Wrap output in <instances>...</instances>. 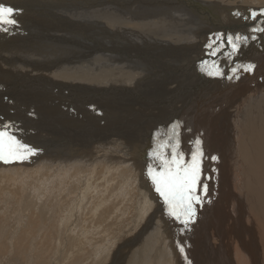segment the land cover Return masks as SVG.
Wrapping results in <instances>:
<instances>
[{"label": "rangeland", "instance_id": "rangeland-1", "mask_svg": "<svg viewBox=\"0 0 264 264\" xmlns=\"http://www.w3.org/2000/svg\"><path fill=\"white\" fill-rule=\"evenodd\" d=\"M162 1L48 0L32 8L30 0H0V3L17 9V24L0 26V120H6L0 121V128L12 124L9 131L37 150L35 155L23 162L10 165L0 162V264H140L137 253L143 248L141 239L154 241V238L150 240L149 234L139 235L150 210L144 206H151L154 210L163 204V199L156 194L147 175L149 167L161 170L159 161L153 155L148 156L154 152L152 143L158 130L156 125H152L156 130H150L143 121L148 120L155 110L154 115L166 124L170 108L176 110L181 104L190 103L192 94L202 81L216 77L213 80L218 81L217 87L204 89L210 97L208 106L214 105L211 99L214 92H226L240 73H252L257 69L260 62L257 52L262 47L258 32L262 31H252L249 27L252 23L256 29L264 27V18L257 19L242 10L254 9L250 6L251 0H222L228 3L227 7L223 6L225 8L214 14H211V3H218V0H173L172 15L174 27L177 28L170 30L168 27L169 36H161L163 24L158 18L144 19L142 12L150 10V13H155V7H160ZM255 1L263 3L259 9L264 8V0ZM195 6L200 7L202 14L192 10ZM261 11L256 14H261ZM190 12L192 14L188 17ZM237 12L240 14L236 15ZM95 18L102 19L101 25L93 23ZM121 19L131 21L126 27L128 32L120 31L117 26ZM106 27H115L117 31L109 35ZM219 34L224 36L226 44L217 53V58L210 55L212 49L208 45L212 44L215 48L220 42ZM237 35L248 39L242 42L243 45L239 42L240 46L234 53L226 38ZM115 37H119V40ZM113 39L118 42H113ZM175 39L177 43L166 46L165 42ZM142 55H149L152 64L141 58ZM215 61L223 75H209V72L217 71L212 66ZM250 64L255 66L253 70L245 71V66ZM188 66L187 71L185 68ZM170 70L175 74L166 73ZM22 72H31L32 78L39 83L29 82V79L18 75ZM127 72L134 75L141 72L143 77L129 78ZM52 75L59 79H52ZM224 75L226 77L221 78ZM47 76L54 81H62L56 83L61 87L55 85L56 88H52L49 85L44 88L47 84L44 78ZM103 80L119 86L112 91L111 87L101 84ZM251 84L246 86L251 89L240 96L246 106L240 107L238 104L236 107L232 104L228 110H243L245 115L247 111L244 110L251 109L252 96L255 102L248 118L252 119L251 126L255 123L254 126H259L256 137L264 140V126L253 120L259 119L260 111L264 110V75L257 74L255 82ZM176 85L180 88L175 90ZM174 91L178 94L172 97ZM137 92L145 96L144 103L129 102V94ZM120 98L126 100L124 105ZM176 104L178 106L174 107ZM3 110L4 113H1ZM171 118L170 121H173ZM216 126L218 129L230 126L231 130L236 131V136L242 130L224 120H219ZM117 127L121 131L127 129L126 138L121 137L118 144L109 147V140L100 141V138L119 137L118 133L113 136L107 134ZM246 127L250 129V125ZM235 131H232L233 135ZM96 132L101 133L99 139H96ZM141 132L145 135L150 133L148 144L152 145L139 141ZM247 139L251 140L249 137ZM80 140L89 144L88 148H81V153L91 160L98 155L105 157L104 160L91 166L81 165L79 161L85 160L82 157L86 156L76 151V143ZM144 159L147 160L146 165ZM132 169L135 174H132ZM131 174L133 178L130 180L134 179L137 184L128 179L130 183L127 185L128 180L124 177L129 178ZM250 175L245 176L243 183ZM105 177L109 179L108 191L95 196L94 188ZM263 185L264 178L260 177L256 187ZM91 201L101 205L98 212L90 206ZM167 233L168 230L163 234ZM178 238L173 229L165 236L163 244L169 242L159 249L166 247L167 253L168 250L170 252V242L178 243ZM152 256L145 257V264H166V259L170 260L164 256L166 259L160 258L163 262L152 261Z\"/></svg>", "mask_w": 264, "mask_h": 264}, {"label": "bare ground", "instance_id": "bare-ground-1", "mask_svg": "<svg viewBox=\"0 0 264 264\" xmlns=\"http://www.w3.org/2000/svg\"><path fill=\"white\" fill-rule=\"evenodd\" d=\"M45 1H48V0H30V3H31L32 8H33L34 5H37V4H39L41 2H45ZM211 4H212L211 8H210L211 14L216 13L218 10L225 8L228 5L227 2L222 1V0H218V3L215 2V3H211ZM173 5H175V2L173 0H163L161 2L160 7H155V9L157 10L155 13H150V10L142 12L144 19L150 20L151 18H158L159 21L161 22V24H163L162 32L159 34L161 36H165V37L169 36L170 32L168 31V27H170L169 28L170 30H175L177 28V27H174L175 26L174 14L172 15V6ZM262 5H263V3L260 1L251 0L250 6H253L254 9H251V10L242 9V10H244L247 14H252L253 11H255V10H256L255 13H257L259 10L264 11V8L259 9V6H262ZM223 6H225V7H223ZM250 6H249V8H251ZM39 10H42V9H39ZM192 10L193 11L197 10V11H199L200 14H202L200 7L198 8L197 6H195ZM263 11H261V13ZM33 12L34 11H32V13ZM45 12H47V11H45ZM57 12H59V11H57ZM53 13H55V12L53 11ZM132 13L134 15H136L135 11H133ZM199 13H198V15H199ZM36 14H38V13H36ZM59 14H63V13L59 12ZM191 14L192 13L190 12L188 17H190ZM260 15H264V14H260ZM36 16H38V15H36ZM61 19H62V17H61ZM95 19L96 20L93 23H95V25H97V24L101 25L102 22L100 20H102V19H100V18H95ZM191 19H192V17H191ZM60 21L61 20H59V22ZM119 22L120 23L117 26L120 27L119 28L120 31L126 30L128 32L126 27H127V25L131 24V21L126 20V19H121ZM102 26H103V24H102ZM102 26H100V27H102ZM149 27H150V25H149ZM114 28L108 29L106 27V29L109 30V33H108L109 35L113 34L114 31H117V30H115L116 28L115 29ZM118 32H119V30H118ZM258 33L260 35L258 38L261 40L260 43L262 44V47H260L259 52H257L260 54V55L258 54L260 62H259V64H257V69L252 73H249V72L248 73H240L237 81L233 82V84L231 85V88L228 89L226 92H218L217 91L216 94L214 92L213 95L211 96V99L213 100V102H215L214 105H212L211 107L208 106L210 97L205 93L204 89L205 88H216L218 85V81L213 80L216 77L209 78L208 80L202 81V83L197 87V89H195L194 93L192 94V100L190 103H185L183 105L181 104L182 106L180 105V107L176 108V110H171V108H170V111L168 110L169 114H168L167 119H166V121H167L166 124L162 123V121L160 119H158L157 116L154 115L155 110H154V112L152 111V113L149 115L148 120L143 121L146 124H148V128L150 130H152V131L156 130V129L158 130V132L155 133V134H157V136L151 133L152 135L155 136L153 138V143H152L155 147V148H153L154 151L157 148L158 142L166 140L168 138L167 134H169L174 127H177V125H178L177 131L179 133V138H180L179 150L184 153V160L186 162L190 163L192 153L197 150V147L200 148V150L203 152V157L201 160L202 171H201V178H200V187L198 188V195L202 196L203 199H202L201 203H199L195 206L196 207V215L187 227H185L184 225L180 224L178 221H175L174 219L170 218L167 215V210H166V206L164 205V203L162 204L161 207H158L154 210L152 209L151 206H144L146 209H150V210L147 213L148 218L144 222L143 229L140 230L139 235L142 236V235H148L149 234L148 237L150 238V240H153V238H154V241H153L154 243L153 242H146L143 239H141V242H143V248H142L141 252L137 253V255L139 256L138 260H139L140 264H145V257L147 255H151V254L153 255L152 261L161 260L163 262L162 259L165 258L164 256H166L167 258H170V260L169 259L167 260L165 258L166 261L164 263H166V264H264V185L260 188L256 187L257 180L260 177L264 178V140L257 138L258 137L257 132L259 133V131H260L258 128L259 126L258 127L254 126V125H256V123L252 124L253 126H251L252 119L248 118V116L250 115L249 113L251 112V109L253 108L255 100L253 99L252 96L250 97V99H251L250 103L252 101L253 102L249 106L251 108V109L249 108L250 110H244V112L247 111V113L245 112L246 116L244 115L243 110H228V109H231L232 104H233V106H236V105L238 106V104H239L240 107L241 106L245 107L246 103H243V100H242L243 97L240 99V96H243V94H246L251 89L250 87L247 88L246 86L255 82L257 74L260 75V73H261L262 75H264V32H258ZM123 35H124V33H123ZM114 36H116V35H114ZM219 36H220V34H219ZM115 38H117V37H115ZM125 38L127 39V37H125ZM258 38L256 37V39H258ZM117 39L119 40V37ZM126 39H125V41H126ZM115 41L116 40H114L113 42H115ZM117 42H115V43H117ZM177 42H178V40L175 39L174 41L165 42L167 45L166 44H164V45L169 46L168 44L177 43ZM159 43L161 44L163 42H159ZM118 44L120 45V43H118ZM241 44H242V42H241ZM226 46H228V45H226ZM243 47L244 46H242L240 48H243ZM61 49L62 48L60 47V50ZM124 49H123V52H124ZM229 52H231V51H229ZM250 52H251V50H250ZM148 56L149 55H142V57L141 56L140 57L145 59V61H147V60H149ZM218 56H217V58H218ZM250 56H251V54L248 57H250ZM133 57L135 58L136 56H133ZM113 59H115V58H113ZM216 61H215V63H216ZM221 61H222V59H221ZM243 62H245V61H243ZM149 63L152 64L150 62V60H149ZM231 63L233 64V61ZM190 64H191V62H190ZM228 64H229V62H228ZM239 64L240 63H238L237 65H239ZM1 65H2V63H1ZM220 65L221 64H219V66ZM222 65H224V64H222ZM14 67H16V66H14ZM189 68L190 67L188 66V68H185V70L187 69V71H188ZM172 69H173V67H172ZM178 69L180 70V68H178ZM209 69H211V68H209ZM236 70L238 71V68ZM166 73L170 74V75L175 74L173 70L167 71ZM185 73H186V71H185ZM126 74H128L126 76H128L129 78H135V77L136 78H142L143 77V75H140L141 72L138 74H135V75L131 74L129 72H127ZM18 75H20L21 77H25L26 79H29V82L31 81V82L39 83V81L32 78L33 75L31 74V72H22ZM228 75H229V73H228ZM0 76H1V74H0ZM47 77L48 78H46V77L44 78L45 82L47 83L44 85V88H46L49 85L52 86V88H56L55 85L59 86V84H56V83L62 82L60 80L54 81L56 78L59 79L57 76H53V75L50 76L52 79H54L56 77L54 80H52L49 76H47ZM223 77H226V75L222 76L221 78H223ZM26 79H24V80H26ZM227 79H229V78H227ZM235 79H236V77H235ZM63 83H64V81H63ZM18 84L20 85V83H18ZM101 84L103 86L111 87L112 91L114 89H117V87L119 86V85L114 86L112 84H107L104 80L101 82ZM1 85H2V82H1ZM253 85H255V84H253ZM59 87H61V86H59ZM14 88H16V87H14ZM178 88H180L179 85H176L175 90ZM109 90H110V88H109ZM118 90H120L124 93V90H122L121 88H118ZM9 92H10V90H9ZM9 92H8V95H9ZM93 92H95V91H93ZM106 93H104V94L106 95ZM167 93L165 94V96L167 95ZM95 94L97 95V92ZM101 94H103V93H101ZM177 94L178 93L176 91H174L172 97L177 95ZM96 95H95V97H96ZM161 95H162V90H161ZM34 96H36V95H34ZM26 97H28V96H26ZM9 98H11V97H9ZM18 98H20V96ZM33 98H36V97H33ZM128 98H129V102L130 103L132 102L133 104H135V103L141 104V103H144L143 100H146L145 96L142 94H139L138 92L129 94ZM148 98H149V96H148ZM248 98H246V99H248ZM259 98H260V96H259ZM13 99H15V98H13ZM120 99H121V102L123 103L122 105H124V102H126V100H124L123 98H120ZM250 99H248V100H250ZM8 100H11V99H8ZM20 101H21V99H20ZM39 103H41V102H39ZM33 104H35V103H33ZM175 106L177 107L178 105L176 104V105H174V107ZM155 107L157 108V106H155ZM141 110H142V108H141ZM160 110H158V111L160 112ZM166 112H167V110H166ZM1 113H4V110ZM6 113H8V111ZM241 114H243V115H241ZM8 115H11V114H8ZM161 115H162V113H161ZM3 116H5V114ZM220 116H221V118H219ZM7 117H9V116H7ZM171 117H174L173 118L174 120ZM170 118L173 121H170ZM262 118H264V110L260 111V118L259 119L255 118L253 120H254V122L259 121L261 123V124L260 123L259 124L263 127L264 126V122H263L264 120ZM219 120H224V122H226L230 125H235L237 127H240L242 130H239V132L236 136V131L231 130L230 126L220 127L218 129L216 126V123ZM0 121L3 122L6 120H0ZM10 122H12V121L10 120ZM157 122L160 125H158ZM248 123H250L249 124L250 129L246 127L249 125L245 126V124H248ZM137 124L139 126V123H137ZM152 125H156V129ZM141 128H142V126H141ZM137 129L140 130V127H138ZM126 130L121 131V129H119V127H117V129H115V130L113 129L112 131H110L107 134L113 136L114 133H118L119 137L114 136L116 138L113 137L112 139L111 138H109V139L100 138V141L109 140L110 144L108 145V147L110 145L112 146L113 144L116 145L120 142L121 137L126 138V135H127ZM15 131H16V129H15ZM232 131H235V133H234L235 135H233ZM143 132H145V130ZM25 134H27V133H25ZM95 135H96V139H99L101 133L96 132ZM149 136H150V133H148L146 135H145V133H142L141 135L138 136L140 138L139 141L142 143L145 141L147 143V145H149L148 144L149 143L148 142ZM130 137H132V136H130ZM247 137H249L252 141L247 139ZM260 137H262V135ZM116 139H118V141ZM121 140H123V138ZM197 141L200 142L199 145H197V143H196ZM146 143H145V145H146ZM152 144H150V145H152ZM88 147H89V144L86 141L80 140L76 143V148H77L76 151L80 152V154H82L84 156H86V155L84 153H81V148H88ZM101 148L102 147H100V149ZM103 148H105V147H103ZM97 149H99V147H97ZM166 151H167L168 155L170 156V154H171L170 149H168ZM152 155L153 154L150 153L148 156L151 157ZM82 158H85V160L83 159L84 161L83 160L79 161V163L81 165L87 166L90 164V166H91L92 163L101 162L102 160H104L103 158H105V157H103V156L99 157V155H98L95 157L94 160L89 159V157H87V156L82 157ZM213 158H215V159H213ZM148 159L149 158H147V160ZM76 160H78V159H76ZM147 160H145L146 162L143 161L145 165L147 163ZM149 163L150 162H148V164ZM148 164H147V167H148ZM142 165H143V163H142ZM117 166H118V168H120V165H117ZM48 167H50V166L48 165ZM51 167H52V165H51ZM114 169H116V168H114ZM62 171H63V169H62ZM132 171H133V173L131 172L132 174L136 173V172L134 173L133 169H132ZM108 172H110V171H108ZM109 174H105V175H109ZM132 174L129 178H128V176H126L124 178H127V180L128 179L130 180L131 177L133 178ZM248 174H251V175L249 176V178H246L245 182L243 183L245 176ZM111 175H112V173H111ZM212 175L215 176V179ZM57 176L59 177V175H57ZM103 179H104V181L102 183L100 182L101 184H97V186L94 188L95 196H97L98 193H100V195H101L102 194L101 192L104 193V192L108 191L106 189H108V187H109L108 186L109 185L108 184L109 179L107 177H105ZM129 180L126 183L127 185H128V183H130ZM130 181L133 183L134 179H131ZM124 182H126V180ZM112 183H114V182H112ZM135 184H137V183H135ZM204 184L207 185V192L206 193L203 191V188H202V186ZM133 185L134 184H132V186ZM118 188H119V186H118ZM112 189H115V188H112ZM114 191H116V190H114ZM156 194H158V193H156ZM125 195H126V193H125ZM127 196H128V194H127ZM106 201H107V198H106ZM102 204H105V203H102ZM90 206L96 208L97 212H98V209L101 207V205H97V204L95 205L93 201L90 202ZM135 206H137V205L135 204ZM140 207H142V206H140ZM173 229L176 231L177 235L179 236L178 243L170 242L171 243L170 252L168 250V253H167V250L165 249L166 247L164 249L163 248L159 249V248L161 246H164V244L166 242H169V241H166L163 244V242H164L163 240H164L165 236H167L169 233L173 232ZM166 230H168V233L166 235H164L163 233ZM112 243L113 242H110V244H112ZM135 243H137V241ZM132 244H133V242H132ZM168 246H169V244H168ZM180 247H183V249H184L183 253L180 252ZM97 248H98V246H97ZM100 252H101V250L99 251V253ZM92 253H94V252H92ZM116 255L118 256V254H116ZM162 257H164V258H162ZM160 258H162V259H160ZM115 259H116V257H115ZM135 260H136V258H135ZM146 264H151V263H146Z\"/></svg>", "mask_w": 264, "mask_h": 264}, {"label": "snow or ice", "instance_id": "snow-or-ice-1", "mask_svg": "<svg viewBox=\"0 0 264 264\" xmlns=\"http://www.w3.org/2000/svg\"><path fill=\"white\" fill-rule=\"evenodd\" d=\"M16 12L17 9L0 3V26L16 25ZM239 14V12L236 13V15ZM261 14H264V12ZM256 15L255 12L252 13L253 17ZM254 30L264 32V28ZM218 39L220 43L215 48L212 44L208 45L212 49L210 53L212 56L217 55L225 46L223 36L218 37ZM247 39L248 37L239 35L235 37L228 36L227 44L232 46L233 52H236L240 46L239 42H246ZM230 55L231 53H229ZM212 66L217 68V71L209 72V75H223L215 62ZM254 67L251 64L247 65L245 71H252ZM10 128L11 125H4L0 128V162L9 164L29 160L30 157L36 154L37 150L18 139L15 134L9 131ZM177 128L178 125L167 134L168 138L166 140L159 141L156 150L153 152V157L159 161L161 170L157 171L155 168L149 167L147 175L156 193L163 199L167 215L187 227L196 215L195 206L201 203L203 199L202 196L198 195L203 152L197 147V150L192 153L191 162H186L184 153L179 150L180 138ZM196 143L199 145L200 142L197 141ZM168 149L171 151L170 156L166 151ZM202 188L206 193L207 185L204 184ZM180 252H184L183 247H180Z\"/></svg>", "mask_w": 264, "mask_h": 264}, {"label": "water", "instance_id": "water-1", "mask_svg": "<svg viewBox=\"0 0 264 264\" xmlns=\"http://www.w3.org/2000/svg\"><path fill=\"white\" fill-rule=\"evenodd\" d=\"M253 12H256V10L255 11H253ZM264 12V11H263ZM250 15H252V14H250ZM255 17H257V19H260V18H264V16H262V15H260V14H258V15H256ZM250 26V25H249ZM252 31H254V29H256L255 27H253V23H252V25L249 27Z\"/></svg>", "mask_w": 264, "mask_h": 264}]
</instances>
